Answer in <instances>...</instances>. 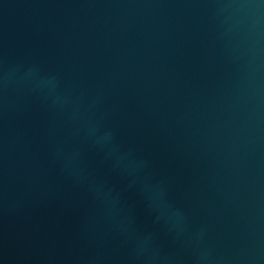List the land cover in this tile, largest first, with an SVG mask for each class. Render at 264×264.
<instances>
[{
	"label": "water",
	"instance_id": "1",
	"mask_svg": "<svg viewBox=\"0 0 264 264\" xmlns=\"http://www.w3.org/2000/svg\"><path fill=\"white\" fill-rule=\"evenodd\" d=\"M0 264H264V0H0Z\"/></svg>",
	"mask_w": 264,
	"mask_h": 264
}]
</instances>
